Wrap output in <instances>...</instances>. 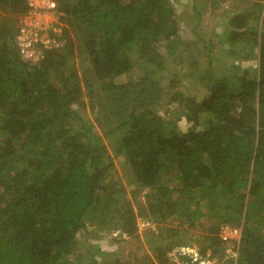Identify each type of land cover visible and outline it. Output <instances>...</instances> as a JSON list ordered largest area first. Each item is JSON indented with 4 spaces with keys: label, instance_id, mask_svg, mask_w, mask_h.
<instances>
[{
    "label": "trees",
    "instance_id": "1",
    "mask_svg": "<svg viewBox=\"0 0 264 264\" xmlns=\"http://www.w3.org/2000/svg\"><path fill=\"white\" fill-rule=\"evenodd\" d=\"M55 1L62 43L32 62L16 41L27 0H0V264H176L170 252L190 243L214 256L237 243V264H264L263 0L223 12L226 54L259 50L246 68L215 49V31L198 29L201 11L196 38L182 39L170 0ZM139 62L151 69L138 72ZM107 137H117L116 156ZM200 202L241 238L224 239L216 224V235L191 241V230L163 225L146 252L127 255L139 218L194 227ZM116 232L110 255L81 250Z\"/></svg>",
    "mask_w": 264,
    "mask_h": 264
},
{
    "label": "rangeland",
    "instance_id": "2",
    "mask_svg": "<svg viewBox=\"0 0 264 264\" xmlns=\"http://www.w3.org/2000/svg\"><path fill=\"white\" fill-rule=\"evenodd\" d=\"M219 2L218 6L219 8H215L214 7V2ZM170 2L172 3V5L174 6L175 9V17H177L176 19L179 20V25H180V32H181V37L182 39H186V40H191L196 38V36L194 35L193 32V27L195 26V24L197 22H199V14L198 11H201L203 14L201 16L202 19V24L203 26L199 27L198 29H203L205 31L208 32H214V36L217 33V35L219 36H215L218 44L216 46V50L217 51H222V53L224 54V56L226 55V57L221 56L226 58L227 60H230V62H234L235 66H240L242 68H246L247 66H257L258 65V59H259V55H258V49L256 47H248V46H244L245 44H243L240 47V54L237 56L231 55V54H226L227 51L229 50V46L226 45V43L223 41L224 39V34H226V32L223 30V27L227 26V24H229L230 21H226L225 18H223V12L225 9H232V8H238V10H246L247 7V0H170ZM264 2V0H263ZM2 14V13H1ZM58 20L59 17L55 16L54 14L51 13H46V15H43L41 17V20H43L44 22L48 21L50 22L51 20ZM21 22V21H20ZM221 41H223L222 43H219ZM208 55L207 57L204 55L203 57H201L200 62L205 65L207 62H210L211 57L209 55V53L207 52ZM213 57H215L214 53H212ZM209 57V58H208ZM208 58V59H207ZM222 59V58H221ZM222 62V61H221ZM208 64V63H207ZM214 64H216L214 62ZM207 66V65H206ZM209 67V66H207ZM150 65L147 62H139L137 64V68L136 70L138 72L141 71H147L150 70ZM160 76V77H159ZM166 77V75H164L163 73L158 75V79L161 82V86H166L168 82H166V80L164 79ZM157 79V80H158ZM123 80V79H122ZM125 81V80H124ZM196 84L198 85V83L194 82L192 78H185L184 79V87H187L189 89H192L194 87H196ZM201 95V94H200ZM168 110H173L176 109V104H170V105H166ZM163 110H165L163 108ZM170 112V111H169ZM90 119H92V116L90 115ZM93 120V119H92ZM179 125L181 127V129L183 131H187L188 130V124L186 123V119L183 118L181 121H179ZM99 133L101 134V132L103 131L101 128H98ZM103 133V132H102ZM117 137H110L107 139L105 138L104 141L107 143L110 152L116 156L115 151H114V146L113 143L116 141ZM115 144V143H114ZM127 164L122 163L118 160V168H119V172L121 173V175L123 176L124 181H128L127 175H128V166L126 168ZM130 180V178H129ZM127 184V183H126ZM128 185V184H127ZM129 186V185H128ZM148 189V188H147ZM146 189V190H147ZM128 190H131V187H128ZM213 194V193H212ZM251 200V199H250ZM208 202V201H206ZM250 202V201H248ZM223 204L224 205H228V201L226 199L223 200ZM221 204H219L218 207H220ZM200 206L201 208H204V212H205V216L201 219L198 220V222H195L194 227H190L189 224L190 222H185L183 224H181V219H170L167 218L164 222H154L149 220L148 218H139L138 219V225H139V230L137 231V234L140 235L141 240L138 241L136 238H132L131 240H123L126 241L124 244V247L126 248V250L128 249L127 255H130V251L133 250L134 253H137L138 255L143 254L144 252L147 251V244L148 241L152 240L153 237H155L157 231V227H164L165 225H168L170 227H177L179 226L182 230L183 233L185 234L186 231H190L189 234V239L191 241H196L198 240V237L200 235H210V234H219L221 237L223 236H227V237H233V238H238L240 237V234H234L232 232V230L234 228H238L237 224L231 222V221H227L224 224L222 223V219H218L216 218V216L213 214V210L209 209L210 205L208 203H201L200 202ZM245 209V208H244ZM245 218H242V225L244 224ZM216 224H221V228L219 233H213V231L211 230L213 226H215ZM164 225V226H163ZM240 229L242 230V228L240 227ZM156 230V231H155ZM154 231V233H153ZM118 232H116L115 234H104L105 236L101 239H93L91 238L89 240V244L84 243L83 247H82V251L84 253L91 251V247H98L99 249H101L102 251H104L105 253H107L108 255H110L111 253H113L114 250L118 249L119 243L121 240H114L115 242H113L112 240L114 239V236H118L117 235ZM124 238V237H122ZM230 238V239H233ZM120 239V238H119ZM81 240H83L81 238ZM130 243V245H129ZM90 246V248H89ZM239 246V244H234L231 243L229 246L225 247V250L223 249L222 253L219 255H212V253L209 251L206 255H201V247L202 245L200 244H193L190 243L189 246H176V248L170 252V257L171 259L176 263V264H194L192 261L185 263L182 259L181 256H183L184 254L182 253V249L187 250V249H194L195 251H200L199 255L201 257V260H199V262H197V264H201L200 262H205V264H237V258L239 255V252L237 250V247ZM89 248V250H88ZM86 251V252H85ZM119 250H117L118 254H119ZM124 252V251H123ZM182 253V254H181ZM121 254V251H120ZM129 257V256H128ZM101 259V256L100 258ZM222 259V260H221Z\"/></svg>",
    "mask_w": 264,
    "mask_h": 264
},
{
    "label": "built area",
    "instance_id": "3",
    "mask_svg": "<svg viewBox=\"0 0 264 264\" xmlns=\"http://www.w3.org/2000/svg\"><path fill=\"white\" fill-rule=\"evenodd\" d=\"M27 2L29 11L21 19L16 41L21 57L27 61L37 62L40 60L41 51L44 48H51L62 43L55 37V34L61 32V28L56 24L57 19L50 22L41 20L43 15L51 12L57 17L55 0H27ZM51 30L53 31L51 32ZM232 232L237 235L240 234V237L235 239L241 238L242 230L240 228H234ZM223 238L230 239L233 237L223 236ZM182 253L184 255L190 254L194 262L201 260L199 252L194 249H182ZM200 263L205 264V262Z\"/></svg>",
    "mask_w": 264,
    "mask_h": 264
}]
</instances>
